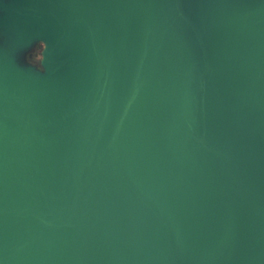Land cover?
Instances as JSON below:
<instances>
[{"label":"water","instance_id":"water-1","mask_svg":"<svg viewBox=\"0 0 264 264\" xmlns=\"http://www.w3.org/2000/svg\"><path fill=\"white\" fill-rule=\"evenodd\" d=\"M0 264H264V0H0Z\"/></svg>","mask_w":264,"mask_h":264},{"label":"rangeland","instance_id":"rangeland-1","mask_svg":"<svg viewBox=\"0 0 264 264\" xmlns=\"http://www.w3.org/2000/svg\"><path fill=\"white\" fill-rule=\"evenodd\" d=\"M43 50L44 44L42 42L36 44L32 50V53L28 56V61L37 67L42 68L41 60L43 58Z\"/></svg>","mask_w":264,"mask_h":264}]
</instances>
